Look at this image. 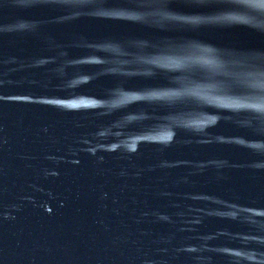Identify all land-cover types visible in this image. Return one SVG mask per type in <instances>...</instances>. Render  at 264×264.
Returning <instances> with one entry per match:
<instances>
[{"label": "water", "instance_id": "water-1", "mask_svg": "<svg viewBox=\"0 0 264 264\" xmlns=\"http://www.w3.org/2000/svg\"><path fill=\"white\" fill-rule=\"evenodd\" d=\"M0 264H264V0H0Z\"/></svg>", "mask_w": 264, "mask_h": 264}]
</instances>
